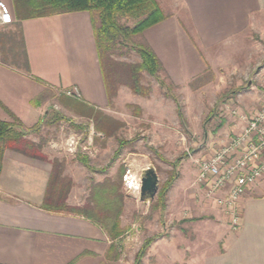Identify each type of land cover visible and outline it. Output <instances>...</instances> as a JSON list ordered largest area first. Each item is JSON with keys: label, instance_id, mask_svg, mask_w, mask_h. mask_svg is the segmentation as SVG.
Segmentation results:
<instances>
[{"label": "rangeland", "instance_id": "obj_1", "mask_svg": "<svg viewBox=\"0 0 264 264\" xmlns=\"http://www.w3.org/2000/svg\"><path fill=\"white\" fill-rule=\"evenodd\" d=\"M157 1L165 16L179 13L176 0ZM11 7L15 16V2ZM22 11L26 14L32 9L23 8ZM120 22L133 26L137 19L122 17ZM5 34L12 35L14 41L5 39ZM147 36L145 32L132 40L148 43ZM157 42L161 45L157 49L159 47L166 64L159 73L163 85L156 77L143 72L141 83L152 88L146 100L131 97L129 92L133 91L127 87L131 79L130 66L141 62L140 55L130 47L120 45L113 48L111 57L106 48L101 49V65L109 95L112 97L117 92L119 84L125 90L103 111L122 125L110 131V136L100 132L92 117L76 110L61 95L47 107V116L59 114L65 118L52 123H46L44 118L30 131L33 120L26 118L23 122L16 112L5 108L8 122H19L29 131V138L42 144V156L49 161H63L64 175L72 181L68 199L74 206L87 201L93 183L107 176L115 178L122 168L126 169L122 188L126 202L121 217L124 232L115 240L117 248L112 254L115 258L107 257L105 262L96 264H135L145 240L156 234L163 236L152 243L143 264H183L182 259L177 258L178 252L189 257L191 253L186 252L187 248L197 245L203 236L208 238L212 234L208 227L214 224L209 210H204L206 206L201 196L210 203L213 201L205 197L204 185L195 183L198 161L209 157L220 139H228L238 130V116L232 110L252 113L264 97V19L215 52L202 48L196 52L180 36L174 37L173 52L166 51L162 41ZM0 49L2 81L19 83L26 58L20 36L10 27L0 28ZM41 96L35 97V101H40ZM91 130L95 132L93 156L84 152L71 154L65 149V141L70 135L78 134L87 139ZM122 139L131 142L123 149L119 147ZM117 150L120 152L115 154ZM82 157L88 159L87 165L82 162ZM149 167L159 176V190L173 172H177L181 182L185 183L183 200H178L175 194L176 200L164 214L158 210L153 212V200L141 201V189L129 190L125 183L126 175L139 182Z\"/></svg>", "mask_w": 264, "mask_h": 264}, {"label": "crops", "instance_id": "obj_2", "mask_svg": "<svg viewBox=\"0 0 264 264\" xmlns=\"http://www.w3.org/2000/svg\"><path fill=\"white\" fill-rule=\"evenodd\" d=\"M4 1L14 4V0ZM176 1L180 6L178 14H167L163 21L145 31L163 66L165 61L157 49L161 46L159 40L168 52H173L175 36L186 39V44L196 52L201 48L215 52L264 19V0ZM15 16V23L8 27L23 41L26 62L20 82L13 84L2 81L0 66L2 120L9 121L5 108H10L23 122L26 118L33 120V126L47 116V107L58 95L73 87L81 91L82 99L78 101L102 111L125 91L119 84L117 92L109 95L88 11ZM129 94L149 99L131 91ZM39 95L41 99L36 102ZM52 172L49 160L11 149L5 151L0 171V264L105 262L111 241L100 226L83 215L43 208ZM181 183L178 176L169 191L167 209L176 200L175 194L183 200L185 183ZM201 197L204 210H209L214 223L208 227L212 234L187 248L189 257L178 252L177 258L183 264H264V178L242 199V220L237 229L232 228L225 209ZM68 204L75 205L70 199Z\"/></svg>", "mask_w": 264, "mask_h": 264}, {"label": "trees", "instance_id": "obj_3", "mask_svg": "<svg viewBox=\"0 0 264 264\" xmlns=\"http://www.w3.org/2000/svg\"><path fill=\"white\" fill-rule=\"evenodd\" d=\"M15 8L19 16L40 17L54 14L88 11L91 14L94 34L101 62V49L106 48L109 57L112 56V50L117 45L130 47L135 50L141 57V62L133 64L130 67L131 79L127 86L136 94L148 97L152 92L150 86H144L141 83L142 73L147 72L154 76L163 85V80L159 73L163 70V63L156 52L148 43H139L132 40L136 35L144 34L150 27L163 21L164 15L159 2L157 0H14ZM32 9L29 13L22 10ZM122 17H132L137 19L133 26L122 24ZM5 39L14 40L12 35H4ZM23 41H21V45ZM67 98L76 110L84 111L95 121V126L100 132H104L106 136H110V131L118 129L122 126L121 122L111 118L102 110L94 105H89L81 101H77L65 94L61 95ZM182 116V112H179ZM44 117L46 123H52L65 118L62 115H51ZM84 115V114H83ZM47 118V119H46ZM55 118V119H54ZM54 119V120H53ZM37 124L29 128L34 129ZM29 131L24 129L19 122H8L0 118V171L2 169V161L7 149H11L25 155L48 160L41 155L42 144L28 137ZM131 143L128 140H120L119 147L123 149ZM120 150H117L119 153ZM116 157V156H115ZM84 164H88L86 157L81 158ZM51 161V160H50ZM53 164V172L51 175L47 196L45 198L43 208L57 211L69 212L83 215L100 226L111 241L107 257H112L117 245L115 240L124 232L121 226V217L123 215L126 196L122 191L124 181L123 176L126 169L122 168L117 177H105L104 180L95 182L90 187V193L87 201L83 205L72 206L67 203L68 195L72 187V181L64 175V163L59 159L51 161ZM178 173L173 172L171 178L159 190L155 200L151 202V210L160 211L164 214L167 210L168 192L174 181L178 178ZM162 234H156L145 240L141 249L138 251L135 264H143L144 257L154 241Z\"/></svg>", "mask_w": 264, "mask_h": 264}, {"label": "built area", "instance_id": "obj_4", "mask_svg": "<svg viewBox=\"0 0 264 264\" xmlns=\"http://www.w3.org/2000/svg\"><path fill=\"white\" fill-rule=\"evenodd\" d=\"M15 23L11 5L0 0V28ZM1 60V49H0ZM63 94L82 99L78 87L64 90ZM238 116V130L228 139H220L209 157L198 161L196 185H204L205 197L225 209L231 219L233 229L242 220L241 202L248 190L264 178V97L260 106L252 113L232 110ZM94 130L87 139L78 134L70 135L65 141V149L71 153H95ZM101 136V134L96 133ZM125 183L129 190H140L141 180L135 182L126 175Z\"/></svg>", "mask_w": 264, "mask_h": 264}, {"label": "water", "instance_id": "obj_5", "mask_svg": "<svg viewBox=\"0 0 264 264\" xmlns=\"http://www.w3.org/2000/svg\"><path fill=\"white\" fill-rule=\"evenodd\" d=\"M159 190V176L156 170L149 167L145 170L141 179L140 200L152 201Z\"/></svg>", "mask_w": 264, "mask_h": 264}]
</instances>
